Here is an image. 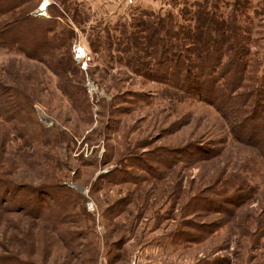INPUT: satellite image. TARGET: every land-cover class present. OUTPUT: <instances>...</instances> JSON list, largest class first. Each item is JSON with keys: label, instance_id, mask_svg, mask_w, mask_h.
<instances>
[{"label": "rangeland", "instance_id": "rangeland-1", "mask_svg": "<svg viewBox=\"0 0 264 264\" xmlns=\"http://www.w3.org/2000/svg\"><path fill=\"white\" fill-rule=\"evenodd\" d=\"M197 1L112 5L82 0L78 8L87 22L76 25L71 14L58 18L61 28L73 30L70 52L79 44L91 55L85 70L73 59L83 106L62 95L50 68L0 49V82L7 88L14 78L22 82L33 95L35 120L68 139V147L61 141L51 151L38 148L36 155L24 144L15 179L38 189L45 187L43 176L50 172L78 196L68 200L69 207L49 200L41 205L62 217L51 229L42 218L29 216L30 195H7L2 207L10 211L0 215V264H264V161L259 150L236 141L214 107L132 71L118 46L97 53L89 46L94 32L103 40L106 29L117 39L138 19L157 17L167 29L165 38L173 42L191 23L180 10L195 8ZM210 6L224 17L233 8H247L248 19L240 23L249 29L252 58L263 63L264 0H214ZM35 10L32 18H50L36 16ZM114 170L128 182L108 183V172ZM225 181L233 182L230 192L224 190ZM208 200L213 203L204 207ZM116 201L121 202L119 215L109 225L103 216ZM20 202L27 203L25 215L12 213ZM88 202L94 211L87 210ZM221 204L226 209L218 212Z\"/></svg>", "mask_w": 264, "mask_h": 264}, {"label": "trees", "instance_id": "trees-1", "mask_svg": "<svg viewBox=\"0 0 264 264\" xmlns=\"http://www.w3.org/2000/svg\"><path fill=\"white\" fill-rule=\"evenodd\" d=\"M42 1L0 0V49L22 54L50 68L58 77V88L62 95L70 100H80L79 105L83 106V89L76 87L73 78L78 72L70 52L74 33L69 27L61 28L57 21L65 14H71L74 24L87 22L82 19L81 8H78L80 2L51 0L47 6L49 19L32 18L30 14ZM212 1L198 0L195 8L180 10L182 18L188 17L191 23L180 29L173 42L165 38L167 29L163 20L157 17L152 22L138 19L130 26L131 31L117 39L110 35L109 30L103 29L102 40L100 34L92 29L94 33L89 46L93 53H97L99 48L110 52L114 46H118L117 51L122 55L123 62L132 71L141 72L144 78L179 91L186 99L214 107L235 140L258 149L264 161V62L252 58L249 29L240 23L241 18L248 19L245 16L247 8H233L232 13L224 17L219 8L208 7ZM250 68L252 71H249ZM25 81L27 83L29 80ZM12 83L7 88L8 84L0 82V215L10 211L2 207L8 201L7 195L25 193L32 197L29 216L42 218L47 226L56 229L62 217H54L47 208L45 212L41 205L49 200L57 206L69 207L68 200L77 199L78 196L59 185L58 180L49 175L50 172L44 173L45 187L37 189L19 183L15 179L19 167L17 161L22 160L18 154L26 143L36 155L38 148L51 151L61 141L68 147V139L55 127L49 130L42 128L32 110V93L22 88L24 85L17 79L14 78ZM49 162L53 163V158ZM117 173L122 172H108V183L128 182L127 177L120 178ZM232 184L225 181L224 190L230 192ZM233 199L231 196L230 200ZM118 201L103 216L109 225L112 218L119 215L116 211L121 202ZM212 203L209 201L204 207ZM19 205L20 208L12 213L25 215L27 203L20 202ZM223 209L226 208L219 205L218 212Z\"/></svg>", "mask_w": 264, "mask_h": 264}, {"label": "built area", "instance_id": "built-area-1", "mask_svg": "<svg viewBox=\"0 0 264 264\" xmlns=\"http://www.w3.org/2000/svg\"><path fill=\"white\" fill-rule=\"evenodd\" d=\"M108 4L112 5H118L122 4L125 0H105ZM51 0H43L40 6L35 10V15L38 17H44L49 18L47 14V6L51 3ZM45 5V6H43ZM72 54L73 59L81 64V67L83 70L86 69V66L92 61L90 53L84 48L81 47L79 44H75L72 47ZM86 87L88 90L92 89V86L89 82L86 83ZM93 90V89H92ZM94 91V90H93ZM36 111L38 114H40L42 111L39 108H36ZM43 119V120H42ZM41 120L44 121V123L48 124L46 119L43 117ZM86 208L88 211H94L93 204L91 202H88L86 204Z\"/></svg>", "mask_w": 264, "mask_h": 264}, {"label": "crops", "instance_id": "crops-1", "mask_svg": "<svg viewBox=\"0 0 264 264\" xmlns=\"http://www.w3.org/2000/svg\"><path fill=\"white\" fill-rule=\"evenodd\" d=\"M80 3H82V0H78ZM84 1H92V0H84ZM105 1V0H104ZM106 2V1H105ZM84 4H86V2L84 3Z\"/></svg>", "mask_w": 264, "mask_h": 264}, {"label": "bare ground", "instance_id": "bare-ground-1", "mask_svg": "<svg viewBox=\"0 0 264 264\" xmlns=\"http://www.w3.org/2000/svg\"><path fill=\"white\" fill-rule=\"evenodd\" d=\"M43 6H45V5H43Z\"/></svg>", "mask_w": 264, "mask_h": 264}]
</instances>
